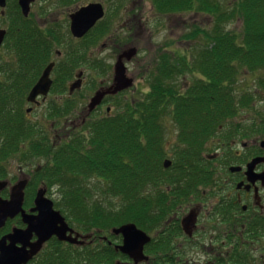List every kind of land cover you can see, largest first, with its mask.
Returning <instances> with one entry per match:
<instances>
[{"label":"trees","instance_id":"trees-1","mask_svg":"<svg viewBox=\"0 0 264 264\" xmlns=\"http://www.w3.org/2000/svg\"><path fill=\"white\" fill-rule=\"evenodd\" d=\"M153 3L160 13L193 9L212 17L210 27L196 26L182 36L181 40L186 42L194 37L200 39L197 45H192L190 59L187 61L182 54L172 60V53L166 52L158 58L156 71L150 75L151 85L145 99L128 101L114 113L87 121L81 130L59 145L48 138L43 143L32 142L29 151L31 156L46 158L40 169L33 172L30 190L39 181L51 189L57 188L63 197L56 205L70 224L77 223L86 227L85 230L97 227L107 233L112 243L104 242V254L94 259L110 264L120 257L114 247L116 237L110 229L126 222L156 233L147 245L149 258L143 264H193L191 259L197 258L191 252L196 254L199 244L178 246L174 241L183 235L179 212L190 202L203 200L204 187L213 184V178L219 175L215 163L230 162L232 139L258 136L264 139V77H257L255 89L241 91L228 86L236 74L230 62L253 72L264 70V0H239L235 7L224 6L219 0H153ZM240 11L243 32L236 37L225 26ZM27 27L26 55L21 56L22 64H26V71L21 73L26 75L11 87L16 97L15 112L25 89L31 87L51 55L49 39L40 42V32L32 21ZM74 52L80 54L78 50ZM80 56L72 60L71 54L66 53V62L73 64ZM66 62L60 73L64 79H70L73 65L66 70ZM183 74L189 76V83L180 91L176 78ZM53 91L65 92L64 83ZM71 104L69 99L64 100L61 117ZM6 105L1 103V107ZM58 107L53 101L47 116L60 117L53 111ZM242 109H251V124L241 123ZM166 113L178 128L179 141L185 143L184 147L174 148L168 168L163 165L167 152L162 145L163 130L157 122ZM233 116L238 118L227 119ZM3 120V128L11 129L7 137L13 131L12 141L17 144L15 129L24 126L22 119L14 113V123L5 116ZM217 132L222 137L216 145L219 154L205 147ZM214 154L218 156L213 157ZM107 195L112 196L107 203L99 199ZM215 250L211 264H221L223 254L231 256ZM232 264H246V261L236 258Z\"/></svg>","mask_w":264,"mask_h":264},{"label":"flooded vegetation","instance_id":"flooded-vegetation-1","mask_svg":"<svg viewBox=\"0 0 264 264\" xmlns=\"http://www.w3.org/2000/svg\"><path fill=\"white\" fill-rule=\"evenodd\" d=\"M37 1L40 0H33L30 2L29 11L26 16V0H0V55L2 51H4L10 57V60H3L0 62V112L2 111V114H0L1 127H3L4 114H8L11 111V115L6 116V118L8 120L13 119L16 97L14 96V91L11 90V87H14V84L17 85L20 78L26 75L21 73L22 70L26 71V64H22L21 56L26 55V29H29L27 25H31L32 6ZM57 2L60 4H67L72 3L73 0H57ZM91 2H100L103 6L105 16V6L101 1H90L85 4L77 5L75 8H72L66 13L69 42L73 43L72 50L66 53L71 54L72 60L75 59L74 56L81 55L77 62L76 60L73 64L66 62L64 65L66 70L71 69L73 65V74L70 79H64L60 74L64 64L61 60L66 54L57 49V45L60 43L59 41L61 40V37L54 29H52L53 27L47 26V21L42 24L43 26L41 24L35 25L33 21V26H35L40 32V42H44L45 38H48L51 43V55L49 61L40 70L36 81L41 76L44 68L48 64L54 63L50 73L52 84L46 96H37L36 102H30L27 100V97L30 89L35 84V81L31 85L27 95L25 89L23 98L22 100L19 99V103L23 104L27 102L34 106L46 104L48 102V95L54 92L53 89L58 88L64 83V93L67 92V94L63 99H53L59 106L58 109H54L53 111L60 115V118H62L61 115L64 113L61 111L63 108L62 104L65 99H69L72 104L68 112L72 110V113L75 116L69 124L67 122L64 123V130H59L57 133L54 131L55 137L58 140L57 145L69 140L73 133L81 130L84 124H87L89 121L101 119V117L109 115L112 111L110 99H115V102H117V100H120L118 98L127 92V89L134 87L136 82V77L131 74L130 65H134L133 60L136 56H138L139 51L135 45H132L128 48L126 47V49L123 48L116 54V61L112 68V76L110 75L111 67H103L102 80L99 81L96 86L91 88L92 90H95H93L90 97H85V104L79 103L78 98H75V93L84 85V73L87 72V70L83 69L85 68L84 65L93 69H100V67L95 64V60L93 58H90L89 61L90 54L88 49L93 43V35L97 29L101 27V25L103 26L101 29L102 31L107 30L106 21L103 16L82 36L76 37L72 34L70 29V15L78 8ZM27 31L31 34L30 30ZM29 42H27V44H31ZM131 47L136 48V54L130 60L122 58V61L125 66V76L132 79V85L126 89L117 91L116 93H106L100 102L96 104L92 110H89L88 105L95 93L98 90H105L113 84L115 64L123 51ZM74 50H78L80 54L75 53ZM164 50H170L172 52V60L180 56L175 55L176 51L172 49L164 48ZM181 52L186 55L188 61L190 59L188 53L185 50ZM82 55H86L87 61L83 62V65H80L79 63L83 61ZM142 66L143 65H141V63L137 64V68ZM185 76L188 75H182L183 79ZM77 80L81 81L79 87L70 91L71 84ZM91 83L92 85L95 83V77L92 78ZM188 83L189 80L188 82H181V84L179 82L177 84L179 90L183 91L184 87H186ZM149 84L151 85V80ZM181 85H183V87H181ZM64 93H55V95H63ZM1 103H7L6 107H1ZM125 104L126 103L122 101L120 109H122ZM31 109V107L27 108L25 110L26 113H29ZM243 118L244 121L241 120L243 125L244 123L246 125L251 124L249 121L250 118ZM51 124L54 126L55 123L52 122ZM3 130L5 133H2V135L6 134L8 136L9 133H6V129ZM49 130H51V127ZM13 138L14 137L11 135L8 140L5 139V144L1 147V153L3 154H1V156H6L10 151L15 150L17 144H13ZM18 139L19 138H17L16 141H18ZM247 140H251V138L232 139L231 149L229 151L230 156L226 152L223 153L224 155L227 154L230 157V162L228 163L227 161L218 160L215 163L219 175L213 178L215 181L213 184L204 187L205 195L203 200L201 202H191L187 212L186 208L183 207L179 212V223L183 231V235L181 237H183V239L182 244H178V246L191 242L198 243L200 246V250L196 252V254L194 251L191 252V254L197 258L196 260L191 259L193 264H200V260L206 263H213L214 260L212 259V253L214 249L221 250V248L231 247L232 254H234V247L238 245L239 236L240 234H243L245 229H250L248 233L251 234L249 237L251 238L249 252L253 253V261L250 264L257 263V260L260 262L262 261L264 264V244H260V241H262L263 238L259 236L260 233H264V177L260 178L259 176V174L264 172V161L255 165L252 174H247V165L257 157H264V141L261 142V140H263L261 137L253 138L250 143H247ZM52 142L54 143L53 140ZM219 152L220 150L218 151L216 149L215 154H219ZM215 154L213 157L218 156ZM19 167V175L21 178L19 176L16 178L17 180H10L3 177V173H0V181L6 182L5 186L0 189V200H10L13 186L19 180L27 179V184L24 187V197L21 209L12 216H8L4 220L3 224L0 225V264H110L104 262V260L102 262L94 259L96 256H102L104 254V242L109 244L112 243V241L109 240L110 238L108 237V234L97 227L85 230L86 227H81L77 223L70 224L66 218L65 220L68 226L73 230L72 233L67 231L66 235L76 237L77 242L61 240L57 237V235L53 234L42 243L40 249L29 260L24 261V259H26V252L30 251L32 248L31 244L36 242L38 239V235L35 231L26 233L28 223L24 220L30 216L38 215V211L33 210L36 207L35 198L38 190L41 188L45 189L44 196L52 199L53 201L55 199H61L63 197V193L54 191L51 189L52 187H49L43 181H39L38 185L32 186V189L30 190L29 186L33 182L32 175L26 172V166ZM40 167L41 165H39L33 172L38 171ZM233 167H238V169L232 170ZM92 194L98 193H90L89 195ZM204 205L206 206L205 209ZM230 206H233L232 208H229L230 211H224V208H228ZM53 207L56 210H60L55 202ZM192 210L196 212L195 223L193 225L191 235H186L183 230L184 227L182 225V220ZM199 220L204 223L201 231L203 236H207L205 243L199 242L194 238L198 232L197 226ZM115 237L116 242L114 243V246L122 242L121 235L115 234ZM184 237H187L188 240ZM219 240L220 243L217 245L215 242ZM256 243H259V245ZM145 253L149 256L146 248ZM218 254L221 255V253ZM119 256L120 257L117 258L113 264H135L126 254L120 252ZM137 264H143V262Z\"/></svg>","mask_w":264,"mask_h":264},{"label":"rangeland","instance_id":"rangeland-1","mask_svg":"<svg viewBox=\"0 0 264 264\" xmlns=\"http://www.w3.org/2000/svg\"><path fill=\"white\" fill-rule=\"evenodd\" d=\"M90 1H101L105 6L104 8L106 13L104 18L106 21L107 30L100 32L103 28L101 25V27L98 28L93 35V43L88 49L90 54L89 61L90 58H93L95 60V64H97L100 69H93L87 65H84L85 68L83 69L87 70V72L84 73V85L75 93V98H78L79 103L85 104V97H90L93 93V90H95H92L91 88L96 86L98 82L102 80L103 67H111L110 75L112 76V68L116 61V54L118 51L122 50L123 48L126 49V47L128 48L132 45H135L139 51L138 56H136L133 60L134 65H130L131 74L132 76L136 77L135 85L134 87L127 89V92L121 95V97L118 98L120 100H117V102H115V99H110L112 106L111 113L116 111L118 106L122 104V101L124 103L128 101L129 103L137 101L140 102L148 96L150 89V75L156 69L157 58H159L161 55H164L166 52L172 53L170 50H164V48L172 49L176 51L175 53H178V55H182L181 51L183 50H185L188 54L192 53V45H197L200 39H196L194 37L190 38V40L186 42L181 40L182 36L185 33L192 31L196 26L206 28L210 27L212 23V17L209 14L196 13L197 11L193 9L182 10L181 12L176 13H160L154 5L153 0H73L72 3L67 4H60L57 2V0H40L32 6L31 21H34L35 25H42L47 21V26L53 27L52 29H54L61 37V40L59 41L60 43L57 45V49L61 50L65 54L66 52H70L73 46V43L69 42L66 13L72 8H75L77 5L85 4ZM219 1L221 4L228 7H235L239 3V0ZM243 24V14L240 11L234 14L231 21L227 23L225 28L229 31H232L231 33H233L234 36L240 37L238 35H241L243 32ZM82 59L83 61L79 63L80 65H83V62L87 61L86 55H82ZM3 60H10V57L4 51H2L0 55V62ZM66 60L67 57L65 54L61 62L64 63ZM138 63H141L143 66L137 68ZM230 63H232L233 68L236 70L233 80H231V82L228 84L232 90L239 89L242 91L244 88L255 89L257 77H264L263 69L253 72L244 68L243 66H240L234 61ZM93 77H95V83L92 85L91 80ZM179 82L180 84L181 82H188V76H185L183 79L182 75H180L176 78V83ZM29 89H26V95ZM66 94L67 92L63 95L56 96L55 92H53L48 95V102L40 106H34L27 102L17 105V107L21 109L17 108L16 112L14 111V113L18 114V116L22 119L21 122L24 126L19 127L17 130L15 129L16 136L19 138L15 150L10 151L6 156H0V173L4 174L3 177H6L10 180L18 178L20 176L19 166H26V172L32 175V172L37 169L39 165L43 164L46 159L45 156H31L29 154V151L32 150L30 145L32 142L42 141L43 143L45 138H48L51 141L53 140L54 143H57L58 140L55 137L54 131L57 133L59 130H64V123L67 122L69 124V122L74 119L75 115L72 113V110H70V112H68V110L62 118L55 117L59 119L57 121H55V118H53V120L47 116L48 107L51 103H53V99H63ZM14 107H16V105ZM29 107L32 109L29 113H26L25 110ZM250 111L251 109H242V117L250 118V115H252ZM4 116L6 117L8 114H4ZM234 118L236 117H227L228 120H234ZM12 122L14 123V120H12ZM52 122L55 123L54 126H52ZM157 122L163 130L162 145L167 152L166 159L173 160L174 148L176 146L184 147L185 143L179 141L177 137L178 128L169 114L166 113L161 115ZM50 127L51 130H49ZM3 129L4 128L0 125V152L2 150L1 147H3L5 144V139H9L6 134L2 135V133H5ZM10 130L11 129H6V133L10 134ZM32 132H35L36 135L31 136L30 134ZM11 135H13V131ZM221 138V135H219L217 132L210 138V140H208V142L205 144V147H211L212 150L215 149L214 151H216L217 149L219 151L220 149L216 145ZM247 141V143L251 142V140ZM205 154L207 153L205 152L204 155ZM38 183L39 182L34 183V186L38 185ZM94 184L95 182L92 183V185ZM106 187L108 188L107 185ZM53 190L58 191L57 188H54ZM99 194L101 195V193ZM110 196H101L99 199H102V201L107 203V201L111 200L112 196ZM54 202L58 203L59 200L55 199ZM190 203L184 206V208H186V212ZM205 208L206 206L204 205V209ZM108 209L109 208H106V210ZM203 225L204 223L199 220L197 226L198 232L196 231L197 233L194 238L199 242L205 243L207 236H203L202 234L201 229ZM249 231L250 229H245L243 234H240L238 239L239 243L235 246L236 251L234 252L235 255L238 254L243 256L246 254L245 261H247L248 264L253 261V253L249 252L251 240V238H249L251 236V234L248 233ZM239 232L241 233L240 230ZM150 233L156 235L155 232ZM259 236L263 238L262 241H260V244H264V233H260ZM182 239L183 237L175 238V244H182ZM215 243L218 245L220 240L216 241ZM256 244L259 245V243ZM221 250L223 252L227 251L225 248H221ZM223 255L224 257L222 256L221 258H224V260L221 264H232L236 262L232 258L227 257L225 254ZM200 264L210 263L200 260ZM255 264H263V262L257 260V263Z\"/></svg>","mask_w":264,"mask_h":264},{"label":"water","instance_id":"water-1","mask_svg":"<svg viewBox=\"0 0 264 264\" xmlns=\"http://www.w3.org/2000/svg\"><path fill=\"white\" fill-rule=\"evenodd\" d=\"M33 0H26V16L29 11V4ZM104 16V9L100 2H91L85 6L78 8L74 13L70 15L71 24L70 29L74 36L80 37L88 31L99 19ZM136 54V48L131 47L119 56L118 61L115 64L114 71V82L113 84L105 90H98L92 97L88 108L92 110L96 104L100 102L102 97L106 93H116L117 91L126 89L132 85V79L125 76V66L122 58L130 60ZM54 63L48 64L38 81L31 88L27 100L30 102H36V97L38 95H46L51 87L52 80L50 78V73ZM80 76V74H79ZM81 81L77 80L73 82L70 86V91L79 87ZM261 161H264V157H257L253 159L247 166V174L253 173V168L255 165ZM165 166L170 165V161H165ZM237 168H232L236 170ZM260 178L264 177V172L259 174ZM253 181V180H252ZM5 181H0V189L5 186ZM27 184L26 180H19L12 188V195L10 200H0V225L3 224L4 220L8 216H12L17 211L21 209L22 201L24 197V187ZM45 189L41 188L38 190L35 205L33 210L38 211V215L30 216L24 219L28 223L26 233L35 231L38 235L36 242L31 244L32 248L30 251L26 252V259L29 260L41 247L42 243L48 239L51 235L55 234L61 240H68L71 242H77L76 237L67 236L66 232L70 233L73 230L68 226L65 218L62 216L60 211L54 209L53 201L44 196ZM196 212L194 210L182 220V225L186 233L191 235L193 225L195 223ZM112 232L115 234L122 235V244L118 245L117 248L128 255L135 263L141 262L147 259L144 254V245L150 240V236L138 228L134 223H126L119 227H114Z\"/></svg>","mask_w":264,"mask_h":264}]
</instances>
